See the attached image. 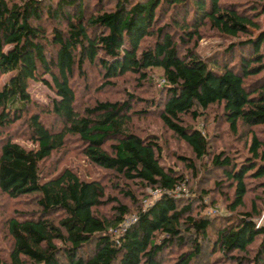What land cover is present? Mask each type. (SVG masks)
I'll list each match as a JSON object with an SVG mask.
<instances>
[{
    "label": "trees",
    "instance_id": "trees-1",
    "mask_svg": "<svg viewBox=\"0 0 264 264\" xmlns=\"http://www.w3.org/2000/svg\"><path fill=\"white\" fill-rule=\"evenodd\" d=\"M103 1L0 0V193L32 197L36 208L5 220L9 246L0 264H264V223L254 220L256 203L245 204L247 179L264 185V138L254 132L264 125V0ZM204 29L228 39L207 58L197 51ZM154 71L163 95L147 107L187 148L174 160L183 170L167 161L159 136L133 130V118L149 111L134 110V96L83 100L95 78L104 88ZM30 81L53 93L47 104L32 100ZM212 107L246 140L241 160L185 122ZM22 135L30 146L15 140ZM73 137L118 196L72 168L42 170ZM198 166L219 172L214 186L235 216L199 214L207 188L175 195ZM147 188L158 193L143 207ZM130 213L135 220L117 232Z\"/></svg>",
    "mask_w": 264,
    "mask_h": 264
},
{
    "label": "rangeland",
    "instance_id": "rangeland-1",
    "mask_svg": "<svg viewBox=\"0 0 264 264\" xmlns=\"http://www.w3.org/2000/svg\"><path fill=\"white\" fill-rule=\"evenodd\" d=\"M94 0H90L92 2ZM104 5L111 6L113 0L103 1ZM260 22L264 30V14L260 17ZM228 43V39L220 37L216 32L208 29H204L201 32V38L198 40L197 51L204 58L210 57L215 53H220ZM4 77V76H3ZM5 78H0V85ZM100 78H95L96 85L91 88L83 97L84 102H92L94 99H112V100H124L129 97V95L134 96V100L131 102L133 104L134 110L148 109L147 113H142L133 118V130L135 129L139 134L145 135L147 133H153L159 136L160 140L166 147L167 150V161L169 163L177 164V169L183 170V166L178 162L176 163L175 155L178 153L188 154L187 148L173 136V134L162 125L159 120L156 111H153V107H147L148 102L151 100L157 101L163 91L161 89L163 79L160 77L158 71H154L150 79L137 80L132 76H126L125 78H118L115 80V85L111 87L101 88L102 81ZM101 88V89H99ZM29 93L33 101L39 103L40 105H45L48 102L49 97L53 96V93L49 91L44 85L39 81L29 82ZM220 112L217 107H212L205 113V115L199 117L197 120L192 121L189 118H185V122H190L193 125L201 128L210 138L213 149L226 150L236 160H241L247 155L245 142L243 137H236L232 135L226 128V124L220 120H216V114ZM48 120L51 118H47ZM254 132L258 136L264 138V125L254 128ZM25 146H30L31 143L22 135L15 139ZM160 141V142H161ZM209 163V162H208ZM207 160H205L204 166H209ZM200 163H197L199 165ZM64 167H69L75 170L80 176L85 179H96L100 178L105 184H107V193L112 196H118L119 193H115L114 188L111 186L110 175H107L103 169L97 167L96 165L89 162L79 150V142L76 138H69L63 149L52 153V155L41 164L43 171L48 173H53L60 171ZM199 172L196 177L193 174L187 173L186 179L187 184H182L175 190L176 194H183L184 196H192L193 194L200 195V189H209V194L203 196L202 203L205 204V208L199 214H206L209 216L217 217L223 214H229L228 210L225 208L227 201L223 200L222 193L218 191L216 186H214L215 180H219V172L211 169H205L198 166ZM110 182V183H109ZM250 190L248 192L247 199L245 201L246 208L250 209L251 201H254L257 205L260 215L255 217L254 220L257 225H262L264 223V185H260L259 181L248 178ZM211 189V191H210ZM223 191L227 192V185H224ZM182 192V193H180ZM194 192V193H193ZM230 192V191H229ZM158 191L147 188L145 189L146 197L142 199L143 207L151 204L153 200L156 199ZM116 194V195H115ZM121 198V197H120ZM141 198V197H139ZM198 205L199 203H195ZM34 202L32 197H22L20 199L11 200L4 194L0 193V257H5L7 252L9 242L7 237V232L5 229V220L11 216H22L28 213H32L35 210ZM109 206L105 207L103 210L108 212ZM237 212V211H236ZM230 213L232 217L237 213ZM136 218L134 213H130L126 216L123 224L120 225L117 232H121L125 226L133 222ZM116 232V230L111 231ZM116 232V233H117ZM114 233V234H116ZM258 244V240L250 249L249 255L252 256L254 249ZM212 264H218V261H213ZM219 264H225L221 262ZM227 264V263H226Z\"/></svg>",
    "mask_w": 264,
    "mask_h": 264
}]
</instances>
